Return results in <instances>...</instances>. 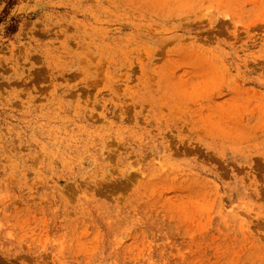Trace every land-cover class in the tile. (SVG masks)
I'll return each instance as SVG.
<instances>
[{"label": "rangeland", "instance_id": "rangeland-1", "mask_svg": "<svg viewBox=\"0 0 264 264\" xmlns=\"http://www.w3.org/2000/svg\"><path fill=\"white\" fill-rule=\"evenodd\" d=\"M0 264H264V0H0Z\"/></svg>", "mask_w": 264, "mask_h": 264}]
</instances>
